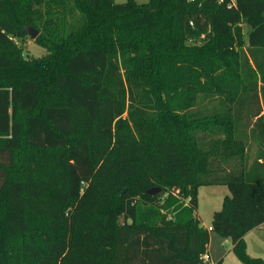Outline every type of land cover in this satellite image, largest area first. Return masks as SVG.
<instances>
[{
  "label": "trees",
  "instance_id": "16d2710c",
  "mask_svg": "<svg viewBox=\"0 0 264 264\" xmlns=\"http://www.w3.org/2000/svg\"><path fill=\"white\" fill-rule=\"evenodd\" d=\"M20 150L53 170L14 177ZM212 186L211 231L264 264V0H0V264H204Z\"/></svg>",
  "mask_w": 264,
  "mask_h": 264
},
{
  "label": "rangeland",
  "instance_id": "374dc122",
  "mask_svg": "<svg viewBox=\"0 0 264 264\" xmlns=\"http://www.w3.org/2000/svg\"><path fill=\"white\" fill-rule=\"evenodd\" d=\"M114 1L116 4L121 5L128 2V0ZM134 1H136L140 5H144L148 4L150 0ZM77 14L81 18V15L79 13ZM75 27H78V24L71 25V29ZM242 27L245 33V37H247L249 28L246 24H243ZM199 43L201 44L202 41L200 40ZM22 46L25 51L24 55L29 58L42 59L48 55V52L41 46L37 45L34 40H31L29 36L25 40L24 44H22ZM3 77L5 78V80L7 79V77ZM58 101L59 100L57 99H41L39 103V110L51 105H58ZM20 119L22 121L23 116H21ZM158 132V129H154L152 130V132L148 133L149 135L154 136L155 134H158ZM174 133V129L166 132L164 134L165 140L172 141ZM26 154L27 152L25 150H20L18 152L15 168L13 171L14 177L23 180L27 176L45 174L53 170L54 165L52 163V160H50V157L47 156L48 160L44 161V159L40 158L41 155H37V157L34 158V161L36 160L38 162V165H36V167H33V165L26 160ZM230 196L231 193L229 189L223 186L202 187L199 189L197 216L201 222L202 227L209 230L211 237L209 252L204 259L207 264H243L238 260L236 255L231 252V240H225L217 233L211 231L214 214L222 210L225 198ZM245 241L247 245V253L249 254V256L252 258H261L264 260V230H254V232L245 236Z\"/></svg>",
  "mask_w": 264,
  "mask_h": 264
},
{
  "label": "water",
  "instance_id": "95a60500",
  "mask_svg": "<svg viewBox=\"0 0 264 264\" xmlns=\"http://www.w3.org/2000/svg\"><path fill=\"white\" fill-rule=\"evenodd\" d=\"M27 32L29 34V38L31 40H34L36 41L37 38L39 37V32L37 30H34L33 28H27ZM161 191L160 188H154V189H151L148 191V194L153 196V195H156L157 193H159Z\"/></svg>",
  "mask_w": 264,
  "mask_h": 264
},
{
  "label": "crops",
  "instance_id": "0c3cea01",
  "mask_svg": "<svg viewBox=\"0 0 264 264\" xmlns=\"http://www.w3.org/2000/svg\"><path fill=\"white\" fill-rule=\"evenodd\" d=\"M255 151H256V148L254 147V148H253V151H252V159H251V161H250L251 163L253 162V159H254V156H255ZM262 230H264V229L262 228V229L259 230V231H262ZM252 232H254V231H251L250 233H252ZM250 233H248V234H250ZM248 234H247V235H248ZM247 235H246V236H247Z\"/></svg>",
  "mask_w": 264,
  "mask_h": 264
},
{
  "label": "built area",
  "instance_id": "2783aa9c",
  "mask_svg": "<svg viewBox=\"0 0 264 264\" xmlns=\"http://www.w3.org/2000/svg\"><path fill=\"white\" fill-rule=\"evenodd\" d=\"M204 259H205V258H203L202 262H203L204 264H207L206 261H205Z\"/></svg>",
  "mask_w": 264,
  "mask_h": 264
}]
</instances>
